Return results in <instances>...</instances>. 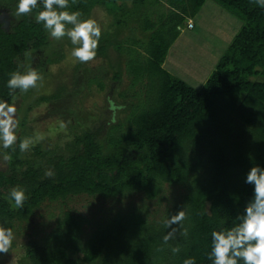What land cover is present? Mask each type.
<instances>
[{"label": "trees", "instance_id": "1", "mask_svg": "<svg viewBox=\"0 0 264 264\" xmlns=\"http://www.w3.org/2000/svg\"><path fill=\"white\" fill-rule=\"evenodd\" d=\"M207 1L69 0L65 10L79 11L81 20L93 19L98 10L108 19L94 59L105 61L112 74L108 112L74 134L68 157L49 159L51 176L23 160L22 137L15 151L6 150L12 172L0 171V227L14 232L43 204L79 196L109 200L137 194L160 203L166 185L184 192L159 220L141 209L118 212L87 235V219L66 211L45 245L29 242L24 264H183L187 258L213 264L208 258L211 233L239 223L237 217L253 196L246 176L254 165L264 168V8L252 0H212L242 26L196 89L165 64L186 23ZM41 10L39 3L10 30L0 21V102L13 105L22 92L9 95L10 74L25 73L26 56L51 45L50 34L35 21ZM83 65L78 61L76 71ZM125 75L130 83L118 94L124 100L119 103L112 93L123 88ZM98 86L105 90L103 83ZM57 88L39 102L58 101L68 92L67 85ZM13 189L25 193L21 208L10 199ZM182 209L188 235L177 233L165 245L170 229L164 220ZM177 246L181 250L173 254L171 248Z\"/></svg>", "mask_w": 264, "mask_h": 264}, {"label": "rangeland", "instance_id": "2", "mask_svg": "<svg viewBox=\"0 0 264 264\" xmlns=\"http://www.w3.org/2000/svg\"><path fill=\"white\" fill-rule=\"evenodd\" d=\"M15 1L0 0V21L4 22L9 30L22 17L15 15L18 5ZM213 8H216V11ZM92 20L96 21L100 28L107 27L108 19L99 10ZM195 24L198 31L202 30L201 36L199 38L191 36L195 34L193 31L185 33L182 37L185 48L181 49V52H176L177 46L173 47L171 56L177 57L173 70L178 74L174 75L194 88L200 89L234 42L242 22L214 1L209 0L203 12L195 20ZM50 40L51 45L40 51L30 52L22 63L25 72L35 69L44 74L43 81L37 88L21 93L13 102L17 108L15 118L19 122L16 129L17 139L22 137L21 140L28 138L32 141L30 149L23 153V160L31 161L45 172L51 171L50 158L68 157L71 154L69 144L74 140L75 133L81 134L88 130L95 120L108 112V100L111 99L109 92L114 87L111 81L112 74L105 61L93 60L84 63L81 69L76 71L78 61L71 55L75 46L70 45L68 38L55 40L51 37ZM47 60L50 61L49 64ZM98 82L105 85L104 91L100 90ZM129 83V77L125 75L123 88L118 91L113 89L112 96L119 103L124 100L119 98L118 94L124 89L127 90ZM66 85L68 92L58 101L39 102L38 99L42 96H51L58 89L57 87ZM128 108L126 113L120 115L122 120L126 118ZM28 109L30 111L27 113ZM36 149H39L41 154ZM6 150L0 143V171L11 173V161L4 159ZM27 166L25 165L24 169ZM183 192V188L166 185L160 203L146 202L142 195L137 194L109 200L79 196L65 203H45L35 211L29 223L16 224L12 247L9 253L0 259V264H24L29 242L37 240L41 245H45L48 235L66 211L87 219L88 224L84 230L87 235L101 222L118 212L141 209L148 212L151 220L153 218L159 220L167 215V211L172 209Z\"/></svg>", "mask_w": 264, "mask_h": 264}, {"label": "clouds", "instance_id": "3", "mask_svg": "<svg viewBox=\"0 0 264 264\" xmlns=\"http://www.w3.org/2000/svg\"><path fill=\"white\" fill-rule=\"evenodd\" d=\"M76 0H72L75 4ZM264 8V0H252ZM42 3L43 10L35 15V21L42 24L45 30L55 40L67 37L73 48L71 55L81 63L93 61L97 55L99 40L102 35L100 26L92 19L81 20L79 11L70 12L65 9L70 7L69 0H19L15 15L28 16ZM71 26V27H69ZM43 81V75L35 69L25 73L19 71L11 73L7 82L13 95L16 90L27 93L37 88ZM17 108L7 102H0V143L4 149L12 148L15 151L17 144L16 129L18 120L15 118ZM32 141L25 138L19 142L21 153L27 152ZM5 160H10V155H5ZM47 176L53 175L49 170ZM245 183L253 186V196L245 206L244 212L237 217L235 224L225 231H213L212 250L208 256L213 264H264V168L254 165L246 176ZM10 199L16 208L23 207L26 199L25 193L20 189L10 192ZM187 219L186 212L182 209L177 214L164 220V226L170 231L163 237L165 245L179 233L187 237L188 229L184 226ZM175 226V227H174ZM15 235L11 228L0 227V256L9 253ZM180 248L172 247L173 254L180 252ZM183 264H195L194 258H187Z\"/></svg>", "mask_w": 264, "mask_h": 264}, {"label": "crops", "instance_id": "4", "mask_svg": "<svg viewBox=\"0 0 264 264\" xmlns=\"http://www.w3.org/2000/svg\"><path fill=\"white\" fill-rule=\"evenodd\" d=\"M207 3H208V1H207ZM207 3L204 5V7L202 8V10L200 11V13L197 15V17L203 12V10L205 9V7L207 6ZM210 6V5H209ZM213 9H215L214 11H216V8H213ZM197 17L195 18V19H193V20H189L187 23H186V28L184 27V29L182 30V32H181V35H180V37L178 38V40L176 41V43L173 45V47H176L177 46V51L176 52H179L181 49H183V48H185V43H184V41L182 42V40H184L182 37H183V35L185 34V33H187V32H191V31H193V33H195V34H191V36H194L195 38H199L200 36H201V34H202V30H200V31H198L197 30V26H196V24H195V20L197 19ZM190 21H192L193 22V24H194V27L192 28V29H189L188 28V24H189V22ZM181 40V41H180ZM172 47V48H173ZM171 51H172V49H171ZM170 51V53H169V56H168V58H167V61H166V64H165V66H166V68L171 72V73H173V74H178L177 73V71H174L173 69L175 68V65H176V60H175V58H177L176 56H171L172 55V52ZM181 52V51H180Z\"/></svg>", "mask_w": 264, "mask_h": 264}, {"label": "built area", "instance_id": "5", "mask_svg": "<svg viewBox=\"0 0 264 264\" xmlns=\"http://www.w3.org/2000/svg\"><path fill=\"white\" fill-rule=\"evenodd\" d=\"M189 28H193V23L190 22L189 25H188Z\"/></svg>", "mask_w": 264, "mask_h": 264}]
</instances>
